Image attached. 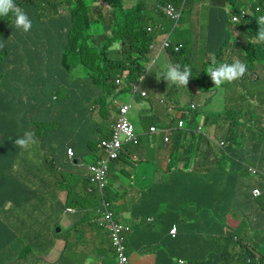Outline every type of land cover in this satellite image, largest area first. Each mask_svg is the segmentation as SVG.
<instances>
[{
    "label": "trees",
    "instance_id": "16d2710c",
    "mask_svg": "<svg viewBox=\"0 0 264 264\" xmlns=\"http://www.w3.org/2000/svg\"><path fill=\"white\" fill-rule=\"evenodd\" d=\"M206 1L221 7L228 4L239 17L243 12L241 6L246 2L256 15H264V0ZM14 2L28 14L32 28L27 33L16 29L12 13L0 17V176L4 183L13 179L11 173L17 166L27 164L25 162L35 157L34 155H44L49 168L57 166L58 155L63 150L67 154L68 149H71L75 157H81L78 155L80 153L90 154L93 162L103 157L104 154L98 156L101 151L98 144L109 134H105L107 127L99 125L94 111L98 109L101 117L110 119L112 124L116 121L118 106L116 114L111 115L108 103L123 89L129 92L146 73V65L153 59L152 46L156 47L158 38L164 37L161 26H168L165 7L168 4L177 7L183 5L182 23L190 15L193 0ZM259 6L262 11H258ZM245 26L251 30L252 37H255L258 21L254 23L249 20ZM12 38H19L16 45H11ZM190 43L183 36V46L178 51H175L174 47L163 50L168 56L169 64L179 65L181 68L187 65L191 68L187 86L178 87L164 80L163 85L167 92L163 89V96L157 97L166 109L178 111V120L185 119L187 122L183 129L174 133L171 144L163 148V152H168L169 160L172 161L166 164L163 171L159 165L156 166L159 177L155 179L153 176L145 183L140 202L144 204L157 197V194L164 196L167 201L159 203L164 206L159 214L155 211L147 215H154L155 219L164 223L170 214H174L173 217L179 224V229L173 236L174 242L178 247L189 250L188 253L175 255L171 245L163 244L160 255L169 256H165L161 262L179 264V260H182L184 264H264V255L261 254L263 246L252 248L240 237L256 231L255 228L259 227V235L256 237L260 240L257 243L264 240V102L250 100L244 115L231 112L229 107L204 118V102L201 106L198 105L200 108L194 109L192 104H197L196 101L183 104L180 97L174 98L175 94L171 90V87L183 88L189 97L195 96L190 99H195L210 83L209 78H195L197 74L209 76L207 68L214 63H224V59H239L243 62L239 55H243L246 60L251 55L260 54L264 59V49L261 50L263 44L250 41L241 49L242 52L239 50L237 54H234L235 51L230 53L228 46H225L216 58L206 60L201 67H194L189 60L192 53ZM116 44L119 47L113 48ZM5 48L15 50L7 59L1 54ZM19 68L28 74L17 71ZM21 74L24 78H20ZM123 75L127 80L125 87L119 90L117 80ZM28 78L38 79L32 82ZM192 88H195L194 92L191 91ZM205 95L208 96V92ZM153 96L149 94L142 98L151 100ZM207 99L208 97L205 98ZM61 107L65 108L67 117L72 116L69 119L78 121L79 116L86 117L85 130L67 131L69 120L59 127L61 122L53 119ZM173 118L169 120V124L165 123L167 127L175 124ZM153 125L161 128V125L156 123H152L150 128ZM207 125L217 131V136L220 134L223 138L225 144L222 148L214 142L215 138L210 132H205ZM199 128L203 131H199ZM25 132H32L34 138L40 136V142L36 140L27 150L17 147L14 143L17 138L23 137ZM153 135L162 137L161 131L158 134L149 132V135L141 137L137 145L126 147V150L129 148L133 154L145 150L139 157L142 160L138 162L140 164H146L148 157L156 153L158 143ZM123 156H127V153ZM112 162L123 164L120 159ZM173 163L176 165L172 166ZM118 167L113 165L110 170ZM228 174L232 178H227ZM244 175L252 177V191L239 196L237 190H233L232 183ZM62 181L64 180L60 182L61 189L69 188L65 187ZM12 182L17 184L15 180ZM120 182L126 184L127 180L119 178L113 184V189L110 188L109 182L101 191L97 186H92L87 177L86 187L81 188V193L87 195V200L89 197L98 198L100 206L98 204L96 211L103 207V202H108L110 210L115 214L118 210L116 203L122 199L127 200L128 196L127 191L121 188ZM14 187H17V193L20 195V198H17L19 204L32 194L31 191H26L25 185ZM254 190H258L260 195L255 196ZM46 191L52 192L50 187ZM79 191L76 187L67 191L65 208H76L70 205L69 196ZM3 193L7 199H1L0 207L9 199L15 198L16 191L0 185V197ZM245 203L253 205L257 219L242 212V204ZM115 215L114 220H118ZM4 218L0 211V230L11 228V225L2 222ZM145 221L144 218L141 222ZM131 227L132 232L126 234L124 241L125 256L129 258V264L133 262L137 252L133 246L136 242V232L142 231L139 226ZM101 228L105 227L100 226L98 229ZM110 241L114 256L119 259L111 237ZM155 247L160 249L159 246Z\"/></svg>",
    "mask_w": 264,
    "mask_h": 264
},
{
    "label": "crops",
    "instance_id": "0c3cea01",
    "mask_svg": "<svg viewBox=\"0 0 264 264\" xmlns=\"http://www.w3.org/2000/svg\"><path fill=\"white\" fill-rule=\"evenodd\" d=\"M247 5L248 3L246 2L242 4L241 10H243L244 6L247 7ZM259 8L260 9L258 11H262V7L259 6ZM205 10L207 11L205 15L206 21L204 23H201V15L204 12L202 11V8L199 7V3L194 4L192 2V4L190 5L189 18L190 20H192V25L190 24V22L185 21V28L183 30H180V33L177 32L175 35L179 36V42L181 44L183 43V36L188 41H190V50L195 51L196 54L203 51V53L207 55L206 60H212L216 58V56L223 51L225 46H228V50L230 53L235 51L234 54H236L237 46L235 44V40L239 42L238 36H240L241 33L245 32L246 28L244 26L248 24L249 20L255 23L257 21L256 17L260 16L255 14L254 19L248 16L247 19L237 23L232 21L233 16L237 14L232 11L230 5L228 4H226L224 7H221L209 4V2L206 1V7L204 11ZM251 11V8H249L248 12L250 13ZM207 16H209L210 19H208ZM228 25H231V29L228 28ZM238 25H243V27L237 28ZM196 32H200L204 36V39H199L197 42H195L193 39V34H195ZM160 43H162L161 40L158 42L157 46L154 47L155 49L153 51V58L159 53V48L161 45ZM173 43L180 44L178 43V41ZM25 51L26 50H23V52ZM161 53H164V51L161 50L160 54ZM167 64L169 63L167 58L165 57V60H163L158 66V69L155 73L156 76L154 77L156 79L150 90V93L155 94L157 97L160 96V98L163 96V89L165 90V92H167L165 85H163L165 80L163 79V71ZM17 71H22L24 74H28L20 68ZM20 78H24V76L21 74ZM195 78H209L210 83L208 87L202 89L201 94L197 95L195 99H190L188 93L183 88L170 86L171 90L175 94L174 98L180 97V101H182V103L186 105L188 103H191L193 100L197 103H200L202 101L204 102L205 98L214 94L225 84L238 82L239 80L238 79L233 82H226L220 87H216L210 76L203 77L197 74ZM28 79L33 82L38 78ZM177 90H179V92H177ZM194 90L195 88L191 89L192 92H194ZM206 92H208V96L205 95ZM160 104L163 103H161L160 101ZM96 110L98 111V109ZM131 111H134L138 116L137 125L134 123L133 124L136 127L140 139L141 137H143V135H149V132H147L145 128V122L142 119V113L145 111L142 103L139 102V104L133 105ZM167 112L170 113L173 111L167 109ZM115 114L116 112L111 113V115ZM99 115L100 114L98 113L99 125L107 127L108 131L105 132V134H109V131L111 130V127L113 125L111 120L104 119L101 117V115L99 119ZM70 117L72 116H66L65 108L61 107L59 110H57V115L53 120H58L59 122H61V125L59 127L64 125L66 121L69 120V125L66 128L67 131L85 130L87 124L86 117L82 118L79 116L78 121L72 118L69 119ZM107 123H109L111 126H108ZM160 127L164 130V132H167L169 130L170 132L168 134H164L161 132L162 137L153 135L155 141H157L158 143L156 144L155 148L156 153L154 156L148 157L149 161H146V158L144 159V161L147 162L146 164L138 163L140 161L139 157L144 153L145 150L133 154L131 151H129L128 148L126 150L127 156H123L126 158V161L123 160V157H121L120 160L123 161V164L112 162L113 165H117L119 167L115 170H109L110 188L113 189V184L116 182V180H118L119 178H124L127 180L126 184L120 182V185L121 188L128 193L127 200L130 196L129 202H127L126 199H122L116 203V206H118V210L117 213H115V216H117L118 220L123 224L139 226L142 229V231L136 232V242L133 243V246L137 249V252L131 264H170L169 262H161V260H164L165 256H169L160 255V253L162 252L161 246L163 244L171 245L175 255L189 252V250L178 247L177 243L174 242V237L170 235V230L173 227H175L177 230L179 229V224L173 217L174 214H170L164 223L155 219L154 215H147L149 213H154L155 211L157 212L156 214H159V212L164 208V206L159 205V203L161 201L166 202V198L157 194V197L151 198L144 204H141L140 202V195L142 194L145 183L152 179L153 176L155 179L159 177V172L156 170V166L159 165L162 171L166 166L170 156L168 152H163V148L168 147L171 144L174 133L178 131L177 124H173L171 127H167L165 124H163ZM167 135H169L170 137L169 142H165L164 140ZM162 138L164 142L161 141ZM35 140L40 142V136H36ZM34 156L35 157L25 162L27 164L23 166H17L16 170L11 173L13 177L12 180H15L17 184H14L12 180L6 181L4 183V180H2L0 176L1 186H4L6 189L16 191L15 198L9 199V201H7L6 203L4 202L0 207V211L5 216V218L2 219V222L11 225L10 229L0 230V264H76L71 260V257L66 250L69 241L68 236L75 228H72V226L80 223L83 220H85L87 222V225L90 227V218L92 215L89 214L93 212L94 206H87L86 209L81 210L80 212H77L76 210L74 212H68L66 210L67 208H65V205L67 203V191L69 190V188H63L61 189V192L58 193H56L57 191L55 190V187L59 185L58 182H61V180H64V182H62L65 187L69 186V183L63 177L60 178L61 175L59 172L61 168L58 167L59 171L56 169L54 170L53 168H49L46 165L44 155ZM98 156H103L102 152L99 151ZM57 161L67 169L66 172L68 173L69 178L75 182L76 186L81 188L86 187L85 183L82 184L81 180H79L87 179V171L86 168L84 169L82 167L81 157L74 156L70 158V156H68L63 150L58 155ZM112 163L110 164V168L113 166ZM227 178L232 177L228 174ZM76 179L79 181H75ZM19 185H25L26 191L29 190L32 192V194H30L28 198L20 202V204L19 201H17V198H20V195H18L17 193L18 189L17 187H14ZM49 187L52 190L51 196H45L44 194H42L50 191H46V189ZM2 198L4 200L7 199L4 193L1 194L0 201ZM18 207L20 215L18 213ZM37 214L44 216L45 228L44 230L35 232L34 229L40 225V223H34ZM94 216L96 217L98 216V214L94 213ZM144 218L146 219V221L142 223L141 221H143ZM150 218H152V221H149ZM61 224L62 227L67 228V231H63L61 228H56L57 230H59H55L54 232V228L57 225ZM19 229L25 230L26 236L31 237L30 240H32L33 243L47 244V249L32 248L33 251H30V254L26 256V258H24L22 255L23 253L15 249V246H17L18 244H23L22 240L17 235ZM90 229L93 231H100V229H92L91 227ZM102 230H105V232H100L104 236H102L101 238L98 236L100 242L94 248L95 255L91 257V259H89L90 264H112L114 262V252L112 250L113 247L110 241L109 231L106 228ZM67 232L68 236L63 239V234ZM59 246H61L62 248H60ZM155 246H159L160 249L156 248ZM148 248H151L150 251H147ZM67 256L70 257L68 260H66ZM80 258L82 264H85L86 260L84 259V257L81 256Z\"/></svg>",
    "mask_w": 264,
    "mask_h": 264
},
{
    "label": "rangeland",
    "instance_id": "374dc122",
    "mask_svg": "<svg viewBox=\"0 0 264 264\" xmlns=\"http://www.w3.org/2000/svg\"><path fill=\"white\" fill-rule=\"evenodd\" d=\"M193 3L194 4L199 3V7L202 8V11L204 13L201 15L200 22L204 23L206 21L205 15L207 12L206 10L204 11L206 7V0H193ZM248 9H249V5H247V7H244L242 11L247 15V17L250 16L252 19H254L255 13L252 11L249 13ZM189 18H190V15L188 19L186 20V22H190L191 24L192 20H190ZM207 18L210 19L209 16H207ZM167 21H168L167 27L161 26L164 32V37H163L164 40L162 43H160L161 45L159 44L160 45L159 53L153 59H151V62L149 64L146 65L147 71L141 77L139 81L141 82L140 83L141 91L143 90L145 92L147 91L146 92L147 96H149V94L152 96L155 95L153 93H150L151 87L156 79L154 78L156 76L155 73L160 63L163 60H165V57L168 59V56L167 55L165 56L164 53L160 54V51L165 46V40L168 39L172 42L178 41V43H180L179 36L175 34L177 32L180 33V30H183L185 28V23L184 22L181 23L180 21V23L178 24V27L174 30V25H175L174 21L171 18H168ZM242 27L243 25L237 26V28H242ZM244 27L246 28V26ZM228 28L231 29V25H228ZM250 31L251 30L246 28L245 32L241 33L240 36H238V41H239L238 44H237V41L235 40V44L237 45L236 47L237 53H239V50L241 51L243 47H246L250 41L256 42L253 39L254 37H252V35L250 34L251 33ZM203 37L204 36L200 32H196L195 34H193V39L195 42H197L199 39H204ZM18 39L19 38H12L11 45L12 46L16 45L18 43ZM160 40L162 41V39L159 37L157 42H159ZM262 44H263L262 48L260 47L261 50L264 49V43ZM154 49L155 48L152 47V51H154ZM14 51L15 50L13 49L5 48L1 51V54L5 59H7V57L9 56L11 57L13 55ZM239 57L243 58V63L247 65L248 71L245 73V75L242 78L238 80V82L227 83L222 88L218 89L214 94L210 95L207 100L204 99V106L202 108V112H203L202 115L204 118L206 115L208 116L213 112L217 113L218 111H223L225 110V108H229V107H231L232 109L231 112H239L241 113L240 115H244L247 112V107H248L247 102H249L250 100H261L264 102V59H262V56L260 54L259 56L251 55L250 58L246 60H244L245 57L243 55H239ZM206 59H207V55L204 54L203 51L198 54H196L195 51H192L191 57H189V60L194 67L203 66L205 64ZM232 62H233L232 59L224 60V63H232ZM194 97L195 96L190 95V98H194ZM144 99L145 98H141L140 96H137L135 98V101L133 102V105L139 104L140 102L145 108V111L142 113V119L145 122V128L147 132H149V129L152 123L153 124L156 123L157 125H163L165 123L169 124V120L172 117H174L173 122L177 124L178 117H176V114L178 113V111L168 113L166 107L163 104H160V101L156 95L155 97L153 96L151 100L149 99L144 100ZM131 100H132V95L128 91H124L123 89L121 93H119L116 97L112 99L111 103H108L109 109L111 110L112 113H114L117 110V106L123 103H129L131 102ZM202 104H203V101L200 103H197L196 105L201 106ZM199 106L198 108H200ZM263 110H264V106H263ZM94 116L98 119L97 111H94ZM153 117L155 118L154 120H153ZM203 117H202V120H203ZM99 119H100V115H99ZM129 119L132 123L137 125L138 116L134 111L130 112ZM107 125L111 126L109 123H107ZM212 131H213L212 127L210 125H207L205 128V132L207 133L210 132L211 136L214 137L215 140L223 141L222 140L223 138H221L220 134H218L217 136L216 134L217 131H213V132ZM79 156L82 157V162H83L82 167L84 169L88 168V166L93 163V157L90 154L80 153ZM123 160L126 161V158L123 157ZM171 161L172 160H168L167 163H171ZM174 165H176V163L172 164V166ZM58 167L61 168L59 172L61 175L60 178L63 177L69 183V189L76 187V189L79 191L81 187L76 186L75 182L69 178V175L66 172L67 169L64 166L60 165L59 163L57 164V166L55 165L53 169L54 170L56 169L59 171ZM239 178L240 180L238 181L233 180V183H232L233 190L234 191L237 190V195L239 196L245 195L244 192L252 191L250 190V186L253 185L252 177L244 175L243 177H239ZM79 180H81L82 184L85 183L84 179H79ZM79 180L76 179L75 181H79ZM58 184L59 185L55 187V190L57 191L56 193L61 192L62 185L60 184V182H58ZM85 186H86V183H85ZM81 192H83V189H81L78 193H74L69 196L71 198L70 205L73 207H76L77 209H80V208L86 209L87 206L93 205L94 210L93 212L89 214V215H92L90 218V221H91L90 227L92 226V229H98L100 227V220L102 218L104 209L103 207H101L100 210L96 211L97 208H99L100 206L98 198L89 197V199L87 200L86 199L87 195H85L84 193L82 194ZM42 194H44L45 196H51V193H42ZM85 201H86V204H85ZM242 205H243L242 212H245V214H250L253 218L257 219V213L253 205H250V204L247 205V203L242 204ZM76 208L74 209L77 212H80ZM94 213H97L98 216L95 217ZM44 219H45L44 216L39 215V214L36 215V220L34 221V223H40V225L34 229L35 232L44 230L45 228ZM90 227L87 225V222L83 220L80 223H77L76 225L72 226L74 230L71 232L69 236H68V232L63 234V237H62L63 239H65L66 236L69 237L67 248L66 246L65 248L67 250V253L71 257V260L75 262L76 264H80V263L82 264L81 258H80L81 256L84 257L86 261H88L91 257H93L95 255L94 248L100 242V239H98V236L100 238L104 236L100 233V232H105V230H102L104 228H101L100 231H93L90 229ZM56 228H61L63 231H67V228L62 227V224L57 225L54 228V232L55 230H57ZM258 228L259 227H256L255 228L256 231L253 230L248 235L240 236V237H243L246 243L250 245L252 248L258 249L263 246L261 250V254L264 255V240H261L260 242L257 243V241L260 240L259 238L256 237V235L257 236L259 235ZM230 231L232 232L233 230H230ZM17 235L22 240L23 244H18L17 246H15L16 247L15 249H17L18 251H21L23 253L22 255L24 258H26V256L30 254V251H33L32 248L47 249L48 247L47 244L33 243L32 240H30L31 237L26 236L25 230L19 229L17 232ZM59 247L62 248L61 246ZM69 256L66 257V260L70 258ZM112 264H118V260L117 258H115V256H114V262Z\"/></svg>",
    "mask_w": 264,
    "mask_h": 264
},
{
    "label": "built area",
    "instance_id": "2783aa9c",
    "mask_svg": "<svg viewBox=\"0 0 264 264\" xmlns=\"http://www.w3.org/2000/svg\"><path fill=\"white\" fill-rule=\"evenodd\" d=\"M184 6L177 7L174 4H168L165 7V15L167 18H171L174 21V29L178 26L183 16ZM236 19L232 18L234 22H241L247 19V15L242 12L241 17L238 15L233 16ZM164 40V38H163ZM162 40V42H163ZM174 47L175 51H178L181 44L176 45L172 43L170 40H165V46L163 50L170 49ZM127 78L125 75L121 76L117 80V84L119 85V90L125 87V82ZM142 81V80H141ZM140 83L133 85L129 90V93L132 95V100L129 103H123L118 106V117L114 124L111 127V131L109 132V136L101 139L98 147L101 149L104 154L100 159H96L94 163L90 164L87 168V176L89 177V182L92 186H97L101 191L104 190L107 185H109L108 174L110 170V164L114 160H118L123 157V154L126 153V147L128 145H137L140 141V136L137 133L135 125L130 121L129 114L132 108L133 100L136 96L141 95L142 97H146L147 93L145 91H141ZM192 108L197 109L198 105L195 103L192 104ZM187 120L179 119L177 122V129L181 130L186 126ZM151 133H158L159 129L156 126H152L150 128ZM199 131H203L202 128H199ZM169 131L165 133H169ZM165 142L170 141L169 135L164 138ZM217 145L220 147L224 146V141L214 140ZM100 151V152H101ZM68 154L70 157L73 156V151L68 149ZM89 186V188H93ZM254 195L259 196L260 192L258 190H254ZM103 215L100 220V226L105 227L109 231V236L112 238L113 245L116 247V251L118 254V262L119 264H129V258L125 256V236L126 234L132 232V227L128 224H123L119 220H114V212L110 210V204L108 202H103ZM68 212H74L75 210L72 208L66 209ZM152 221V218L149 219ZM177 233V229L173 227L170 230V234L174 236Z\"/></svg>",
    "mask_w": 264,
    "mask_h": 264
},
{
    "label": "clouds",
    "instance_id": "9594fccd",
    "mask_svg": "<svg viewBox=\"0 0 264 264\" xmlns=\"http://www.w3.org/2000/svg\"><path fill=\"white\" fill-rule=\"evenodd\" d=\"M9 13L13 14L14 17L13 24L16 29L22 30L25 33L31 30L32 22L28 14L22 8L18 7L15 4L14 0H0V17L8 16ZM233 19L235 20L236 18L233 17ZM256 19L258 21L259 28H258V32L256 33V36L253 39L256 42L264 43V15L256 17ZM181 45L183 46V44ZM118 47H119L118 44L113 45V48H118ZM206 71L207 74L211 77V80L213 81L214 85L216 87H220L226 82H233L242 78L245 75V73L248 71V67L245 63L241 62L239 59H236L232 63H220L218 65L214 63L211 66H209ZM190 77H191V68L187 65L181 68L179 65L167 64L163 71V79H165L168 83H172L178 87L187 86ZM138 96L142 98L141 95ZM134 101L135 99L133 100V102ZM132 108H133V103H132ZM156 127L159 129V132L161 131L162 133L165 134L163 129L160 130L158 126ZM149 132L151 133L150 129ZM158 133H153V134H158ZM14 143L17 147L27 150L36 143V140L32 132H25L23 137L17 138L14 141ZM67 155L69 156L68 152ZM72 157H74V154ZM81 163L83 162L81 161ZM108 180H109V174H108ZM85 264H90V260L85 261ZM179 264H184V261L179 260Z\"/></svg>",
    "mask_w": 264,
    "mask_h": 264
},
{
    "label": "water",
    "instance_id": "95a60500",
    "mask_svg": "<svg viewBox=\"0 0 264 264\" xmlns=\"http://www.w3.org/2000/svg\"><path fill=\"white\" fill-rule=\"evenodd\" d=\"M58 230H59V229H58ZM58 230H57V231H58Z\"/></svg>",
    "mask_w": 264,
    "mask_h": 264
}]
</instances>
